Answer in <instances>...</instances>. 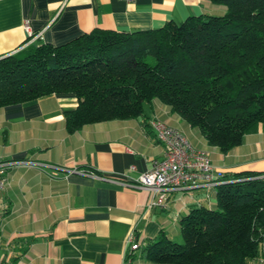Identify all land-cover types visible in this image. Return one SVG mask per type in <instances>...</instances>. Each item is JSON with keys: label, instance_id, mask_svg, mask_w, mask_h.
<instances>
[{"label": "crops", "instance_id": "0c3cea01", "mask_svg": "<svg viewBox=\"0 0 264 264\" xmlns=\"http://www.w3.org/2000/svg\"><path fill=\"white\" fill-rule=\"evenodd\" d=\"M223 11L209 0H0V57L27 42L25 20L34 34L32 42L57 46L95 27L147 30ZM76 105V95L67 92L0 107V159L43 164L6 171L0 193V264H149L139 252L128 259L131 233L148 240L163 231L170 239H182L178 221L192 208L213 206L217 186L170 192L164 207L148 210V190L71 171L91 169L119 179L136 178L163 157L164 146L148 124L152 117L207 151L220 179L264 171V122L247 132L240 145L222 153L158 100L144 103L137 117L68 132L63 114ZM262 252L264 256V245Z\"/></svg>", "mask_w": 264, "mask_h": 264}, {"label": "trees", "instance_id": "16d2710c", "mask_svg": "<svg viewBox=\"0 0 264 264\" xmlns=\"http://www.w3.org/2000/svg\"><path fill=\"white\" fill-rule=\"evenodd\" d=\"M220 15L189 16L159 28L95 27L61 45L31 42L0 57V107L72 92L65 128L143 113L158 100L209 145L228 153L264 122V0H209ZM219 184L215 203L178 221L182 243L160 231L135 235L149 264H251L264 256V171Z\"/></svg>", "mask_w": 264, "mask_h": 264}, {"label": "built area", "instance_id": "2783aa9c", "mask_svg": "<svg viewBox=\"0 0 264 264\" xmlns=\"http://www.w3.org/2000/svg\"><path fill=\"white\" fill-rule=\"evenodd\" d=\"M124 1L134 2L136 0ZM23 28L27 38V42L23 45L24 47L32 42L34 34H32L28 20L24 21ZM38 36H40V33L36 34L35 37ZM148 124L157 140L164 146V153L161 159L154 160L150 168L141 172L136 178L119 179L113 176L98 174L91 169H73L71 171L122 187H135L148 190L150 193L146 204L148 210L164 207L167 195L170 192L198 187L211 188L225 181L222 178L220 179V176H215V168L208 152L194 147L181 131L156 117L150 118ZM32 164L38 163L28 159H0V193L4 189L6 171L8 169ZM38 165L42 166L43 164ZM130 168L134 169V166ZM135 239L136 236L133 232L126 241L128 254L137 247Z\"/></svg>", "mask_w": 264, "mask_h": 264}, {"label": "rangeland", "instance_id": "374dc122", "mask_svg": "<svg viewBox=\"0 0 264 264\" xmlns=\"http://www.w3.org/2000/svg\"><path fill=\"white\" fill-rule=\"evenodd\" d=\"M209 206H207V207H211L212 205L211 204H208ZM171 237V239L174 241V242H176V243H182V239H180V238H178V239H176L175 237H172V236H170Z\"/></svg>", "mask_w": 264, "mask_h": 264}]
</instances>
